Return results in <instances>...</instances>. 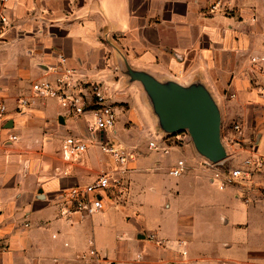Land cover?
I'll list each match as a JSON object with an SVG mask.
<instances>
[{
	"label": "crops",
	"instance_id": "0c3cea01",
	"mask_svg": "<svg viewBox=\"0 0 264 264\" xmlns=\"http://www.w3.org/2000/svg\"><path fill=\"white\" fill-rule=\"evenodd\" d=\"M148 1L154 0H9L5 5L8 22L0 23V103L7 108L0 119V264L95 259L101 264H264V175L256 174L248 191L255 203H242L236 186L212 179V169L190 142L168 138L166 152L148 148L145 133L155 122L139 86L129 87L138 92L140 107L131 98L128 131L125 113L116 105L126 101L127 90L111 94L118 82L127 88L119 72L120 51L135 68L156 70L159 60L180 74L178 79L200 74L219 102L223 140L243 158L264 156L259 95L264 61L239 60L234 16L217 11L216 0H155V8L145 5ZM224 1L240 12L257 13L264 26V0ZM66 67L74 70L75 81L106 86L117 111L112 131L90 134L89 113L69 116L58 100L33 92L34 83L53 82ZM20 99L27 103L21 105ZM234 117L243 143L234 142L229 126ZM65 136L86 143L78 159L62 158ZM105 139L134 151L124 171L98 147ZM234 156L233 151V162ZM180 159L185 170L173 176L169 171ZM103 172L113 181L104 192V208L92 216H62L63 193ZM109 211L118 212L124 225L114 256L107 243L96 248L92 222Z\"/></svg>",
	"mask_w": 264,
	"mask_h": 264
},
{
	"label": "built area",
	"instance_id": "2783aa9c",
	"mask_svg": "<svg viewBox=\"0 0 264 264\" xmlns=\"http://www.w3.org/2000/svg\"><path fill=\"white\" fill-rule=\"evenodd\" d=\"M9 0H0V23L5 25L8 22L5 14V5ZM215 7V6H213ZM256 58H252L255 60ZM66 58L60 56V62L64 63ZM74 70L65 68L63 75L56 78L55 81H42L32 85L33 92L40 97L54 98L58 100L60 106L69 116L78 117L85 113L91 115V120L87 122L90 134L98 130L112 131L117 119L116 105L110 101L106 86L102 82L90 81L79 82L73 79ZM259 95L264 100V81L259 86ZM18 102L25 105L27 101L20 99ZM7 113V108L0 103V119H3ZM234 132V142L243 143L244 136L241 134V125L233 123L231 126ZM10 139H16L11 135ZM94 139V136L93 138ZM148 140V148L151 150L167 151L166 141ZM100 150L112 158L119 171H124L127 163L133 158L134 151L124 145L118 144L113 140H101L98 142ZM87 149L86 143L76 136H65L61 142V156L66 161L76 160ZM223 161L206 165L211 168L212 179L221 186L234 185L243 196L245 202L249 201L247 196L251 189L256 174L264 175V156L252 154L243 158L240 164L228 168H223ZM185 170V162L180 159L176 165L169 171L173 176L182 174ZM111 174L103 172L93 181L85 185H77L68 188L64 193V202L60 213L62 216L70 214H79L81 216H92L104 208V192L113 183ZM4 248L0 246V252ZM89 254L95 255V250L90 249ZM88 264H101L95 259Z\"/></svg>",
	"mask_w": 264,
	"mask_h": 264
},
{
	"label": "water",
	"instance_id": "95a60500",
	"mask_svg": "<svg viewBox=\"0 0 264 264\" xmlns=\"http://www.w3.org/2000/svg\"><path fill=\"white\" fill-rule=\"evenodd\" d=\"M119 55V72L127 88L123 89V85L118 82L116 86H112L111 94L125 90L137 92L129 87L139 86L155 122V126L146 131L151 140L162 141L183 132V140L190 142L205 165L222 162L233 154L231 147L222 138L219 102L202 82L200 74H195L197 69L191 70L195 72L193 79L189 74L178 79L169 72H160L159 65H156V70L135 68L129 63L125 53L120 51ZM126 74L129 80L126 79ZM135 105L140 107L139 94L135 97Z\"/></svg>",
	"mask_w": 264,
	"mask_h": 264
},
{
	"label": "rangeland",
	"instance_id": "374dc122",
	"mask_svg": "<svg viewBox=\"0 0 264 264\" xmlns=\"http://www.w3.org/2000/svg\"><path fill=\"white\" fill-rule=\"evenodd\" d=\"M158 3H159L158 1L154 0V1L146 2L145 5L155 8L156 5H158ZM215 3H217L218 5L217 11H219L222 15L226 17L234 16V46H236L239 50V58L241 57L239 60L244 61V62L250 60L252 63L264 61V26H263V22L258 17L259 15L257 13H253V11L248 13L247 11L249 9L240 12V10L236 9L235 7L236 5H234V7L229 6L228 3H226L224 0H216ZM213 8L214 7L212 6L211 10H213ZM157 22L160 23V21H157ZM252 58H256V59L252 60ZM234 60H235V57H234ZM236 60H237V57H236ZM157 63H159L160 72L162 71L169 72L173 74L174 76L180 75V74L173 72L165 64H162L161 62H159V60H157ZM118 79L119 77H117L116 81H118ZM126 79L129 80V77H127V74H126ZM132 83H135V82L133 81ZM113 95L115 94L113 93ZM124 95H125V98H127L126 101H116V105L119 109H121V111H123V113H125V122H126L125 129H127L128 131L129 129H131L130 124L132 122V119H131L132 117L130 118V116L129 117H126V116H128L127 115L128 110L130 112V109H131L130 108L132 104L131 98L135 99V97L138 96V92H130V91L128 92L127 91V94L125 93ZM114 99H116V97H114ZM235 119L236 117L231 118L229 120L230 128L232 124L234 123ZM129 135L131 137H134L133 134H129ZM145 136L147 137L148 140L150 139L146 133H145ZM184 136H185V133L182 132V133H179V134H176L170 137L169 139L171 141L178 142V141H183ZM145 145H147V143H145ZM231 149L234 151V155H235L234 162L233 160L229 159L231 155L227 157L225 160H223L222 166L226 170L236 165V163H238L239 160L244 157V155L237 153L235 149L233 148ZM144 151L147 152L146 148L144 149ZM235 194L238 195L239 200L242 203H244L243 196L241 195V193L236 192ZM247 196L250 201L244 204L250 205V204L255 203L254 197L251 194H247ZM160 215L162 216V214ZM154 216L155 218L159 216L158 209H156V213ZM92 222L94 226L96 227V231H95L96 248L101 247V245H104L105 243H107L108 246H106V250L108 254L114 256V254L116 253L115 247H116V241L118 240V235L120 234V232L122 231L124 227V225H122L120 214L118 212L109 211L106 213L103 219H96L94 217L92 219ZM108 227H111L112 229H109ZM108 232L109 234H107ZM110 232H112L111 233L112 235H110Z\"/></svg>",
	"mask_w": 264,
	"mask_h": 264
}]
</instances>
